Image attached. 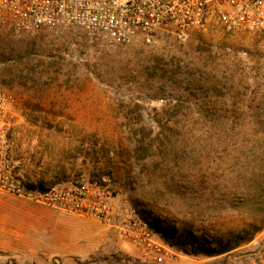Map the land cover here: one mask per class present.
Returning <instances> with one entry per match:
<instances>
[{"label": "rangeland", "instance_id": "obj_1", "mask_svg": "<svg viewBox=\"0 0 264 264\" xmlns=\"http://www.w3.org/2000/svg\"><path fill=\"white\" fill-rule=\"evenodd\" d=\"M0 84L16 99L11 120L29 185L99 180L122 214L147 222L170 249L161 264H264V228L228 255H206L190 238L212 215L238 225L239 211L216 201L230 178L220 147L225 129L246 139L264 129V35L214 20L114 46L81 32L4 31ZM3 197L33 220L24 233L26 220L0 214V264H112V256L156 264L117 222Z\"/></svg>", "mask_w": 264, "mask_h": 264}, {"label": "built area", "instance_id": "obj_2", "mask_svg": "<svg viewBox=\"0 0 264 264\" xmlns=\"http://www.w3.org/2000/svg\"><path fill=\"white\" fill-rule=\"evenodd\" d=\"M208 20L232 30L264 35V0H0V33L81 32L109 46L141 39L150 43L163 28L186 30ZM14 95L0 84V193L66 214L92 219L120 230L156 264L172 257L147 222L113 202L95 178L70 179L39 188L23 178L12 111ZM261 262L262 255H257Z\"/></svg>", "mask_w": 264, "mask_h": 264}, {"label": "trees", "instance_id": "obj_3", "mask_svg": "<svg viewBox=\"0 0 264 264\" xmlns=\"http://www.w3.org/2000/svg\"><path fill=\"white\" fill-rule=\"evenodd\" d=\"M222 137L220 148L226 162L221 173L230 178L223 180L217 195L221 198L216 201L226 200L239 211L236 216L238 225L226 228L225 223L230 218L217 214L209 217L208 228L204 227L199 235L190 231L191 242L199 244L198 249L209 256L230 254L264 228V129L256 130L251 139L232 129H225ZM106 260L112 264L123 260L124 264L130 262V259L115 256Z\"/></svg>", "mask_w": 264, "mask_h": 264}, {"label": "crops", "instance_id": "obj_4", "mask_svg": "<svg viewBox=\"0 0 264 264\" xmlns=\"http://www.w3.org/2000/svg\"><path fill=\"white\" fill-rule=\"evenodd\" d=\"M3 195H6V194L0 193V214L5 212L8 215L9 219H12V220H15V221H17V220H26L27 223L24 226H21L22 227V231L24 233H25V231L26 232H30V230H29L30 228H28L29 227L28 222H29V220H33V218H31L32 217L31 213L30 212L26 213V214H28L30 216H27V217L22 216L21 215L22 213L20 212V207L18 208L16 201L8 199V198H4ZM43 212L46 215L49 214L47 211H43ZM64 214H66V213H64ZM66 215H70V214H66ZM18 223H19V221H17L15 225H17ZM22 231H21V233H23ZM262 234H263V231L258 233L257 236L258 235H262ZM254 244H255V242L253 240L252 242L249 243L248 246L250 248H252L253 247L252 245H254Z\"/></svg>", "mask_w": 264, "mask_h": 264}]
</instances>
